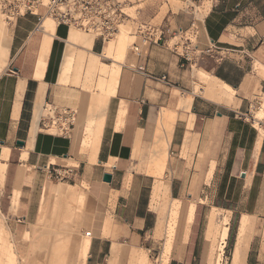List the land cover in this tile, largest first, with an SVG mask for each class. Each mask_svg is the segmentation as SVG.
I'll return each mask as SVG.
<instances>
[{"label":"crops","instance_id":"crops-1","mask_svg":"<svg viewBox=\"0 0 264 264\" xmlns=\"http://www.w3.org/2000/svg\"><path fill=\"white\" fill-rule=\"evenodd\" d=\"M197 15L196 11L173 12L165 27L154 29L156 33L150 38L146 55L138 62L145 71L136 66L124 67L129 62L127 52L121 62L108 54L109 46L106 45L98 56L112 63L99 62L92 52L101 49L98 39L73 28L68 30L53 21L54 32L49 34L36 31L39 18L33 15L18 19L13 34L2 29L0 24L1 214L13 219L28 218V215L14 214L15 193H19V205L25 206L19 211H34L42 197L39 190L43 185V172L63 166L64 162L76 161L72 151L77 153L80 148V160L73 169L75 175L91 184L95 183L93 176L100 174L105 183L104 175H112V182L106 183L109 187L100 185V188L116 196L111 209L116 223H127L136 230L132 232L136 236L146 231L150 227L148 223H155L146 197V178L151 176L146 173V165L164 114L162 109H168V114L174 117L170 147L177 148L180 153L185 148L220 149L211 166V174L215 176L219 172L224 180L240 176L250 185L247 199L250 201L254 178L264 173V139L259 144L261 133L245 119L264 95V0H210L205 15L200 20ZM48 20L42 24L46 25ZM177 33L182 37L174 46L175 50L188 47V53L192 54L189 63L181 54L171 51L166 41L162 42L163 37ZM187 34L191 38H187ZM195 65L198 71L193 72L194 78H201L203 85L195 83L193 86L189 68ZM148 74L166 75V85L172 84L190 94L175 96L168 105L166 91L158 92L160 111L156 116L152 102L156 80L147 78ZM70 83L82 90L77 112L80 130L73 139L47 132L40 119L47 102H70ZM84 131L92 135L88 150L80 141ZM150 140L153 145L147 150L146 143ZM162 177H155L151 192V202L155 206L161 204L160 208L170 201L171 193L168 183L166 195L157 194L159 185L167 183ZM125 181L130 182L129 185ZM50 196L63 198L67 196L66 189L45 187L43 204ZM70 196L80 199L74 192ZM15 200H18L17 195ZM89 201L91 208L96 207L95 198L90 197ZM227 210L234 211V208ZM242 211L248 212V209ZM213 224L209 223V228ZM248 225L241 223V233L247 231ZM0 226V254L11 245L14 253L10 249L7 256L10 254L13 261L20 264H79L86 242L90 247L85 264H98L104 253L102 246H93L97 232L89 230L83 238L77 237L79 224L56 230L39 226L36 237L27 245L28 256L32 257L29 260L23 248L21 251L10 241L11 232L1 217ZM227 229V224L223 223L224 235ZM209 243L206 240L204 244L203 258ZM62 247L65 249L60 253ZM108 264H149V261L132 242L124 248L114 245Z\"/></svg>","mask_w":264,"mask_h":264},{"label":"rangeland","instance_id":"rangeland-1","mask_svg":"<svg viewBox=\"0 0 264 264\" xmlns=\"http://www.w3.org/2000/svg\"><path fill=\"white\" fill-rule=\"evenodd\" d=\"M115 1L120 3L124 12L122 23L115 35L108 40L103 41L102 38H96L99 40L101 49L98 52L92 51L95 54L93 56H97L96 58H98L99 62L110 65L112 63L111 60L98 55L102 54L105 45L110 46L115 42V40L111 42L109 40L117 36L122 29L121 33L125 31L129 34L127 44L129 62L124 67L136 66L137 68L139 66L138 62L142 58L136 56L133 48L134 45H142L140 33L142 32L141 29H145L143 28L145 25L146 30L147 27H165L171 13L178 11H196L198 13L197 19L200 20L210 6V0H201L202 3L200 0ZM43 2L46 5L48 0H43ZM39 15L44 18L49 14L46 13V8L41 7ZM49 22L53 24L51 19L47 21L48 25ZM0 24L2 29L5 31L9 30L13 34L14 27L6 23L1 13ZM81 34L86 35L85 33ZM181 37L182 35L177 33V35L163 37L162 42L166 41L171 51L184 54L186 51L182 47L177 50L174 47L180 42ZM186 37L191 38L190 34H187ZM192 40L194 39L192 38ZM147 48L143 47L144 56ZM189 56L192 58L191 53ZM189 69L193 86H195V83L199 85L202 83L203 85L204 82L199 80L201 78H194L195 76L193 75L194 71H198V67L195 65ZM171 85L155 81V94L153 93L152 100L155 105L153 107L155 114H151L157 116L160 111L158 107V92L166 91L168 105L171 100L173 102L175 96L183 97L190 94ZM164 86L167 88H164ZM68 88L71 92L70 102L64 104L47 102V104H52L59 110L67 109L78 112L82 90L80 86L74 83H70ZM195 91L198 92L197 87ZM162 110L165 114L169 112L168 109ZM76 118L75 127L69 134L72 139L73 135L80 130L78 128L77 113ZM245 119L254 125L256 129L261 128L264 131L258 124L261 119H264V95L256 101L251 113L245 116ZM42 123V128L47 132L62 135L61 132L45 129ZM163 133L164 140L162 139V144L166 145L169 142L170 163L162 177V181L167 183L159 185L156 191L157 194L163 192V196H165L166 192H168V183H170V201L165 206H161L162 208H160L161 204L155 206L151 202L152 187L156 178L147 175L146 197L149 209L155 218V223H148L150 227L146 231L138 232L139 235L136 236L132 233L136 230L128 227L127 223H116L111 213V209L115 206L116 196L112 195L111 192L110 194L106 193L104 188H100V185L106 188L109 187L108 184L102 182L100 174L93 176V178L96 177L93 179L95 180L94 184L79 180L78 176L75 175L76 172L74 173L73 171V169L77 168L76 162L80 160L81 156L79 153L82 149L78 148L77 153L72 151V157L76 161L64 162L63 166L54 167L55 169H60L62 173L69 169L71 172L66 174L67 179L60 180L54 176L49 178L50 172L53 173V167L43 172V177L41 178L43 179L41 182L43 185L39 190L42 197L40 205L38 207L34 206V211L31 213L27 212L28 210L19 211L25 206L19 205V193H15L13 206L16 212L14 214L28 215V218L18 217L13 219L0 213V217L11 232L10 241L12 244H15L21 251L23 248L27 254L26 257L30 260L32 257L28 256L30 250L27 245L36 237V230L39 226H43L48 230H56L62 226L72 227L79 224V231L76 234L78 238H83L85 232L89 230L98 233V236L92 240L93 246H102L104 250L98 264H108V258L114 245L124 248L128 247L132 242L136 244L138 252L146 256L149 264H163L166 258L167 264H264V173H259L255 176L252 195L248 202L250 185L241 179L240 176L233 180H224L219 172H216L215 176H213V173L211 174V166H213V161L216 160V153L220 149L197 151V149L185 148L180 153L177 148L170 147L171 133L165 131ZM80 141H82L83 148L88 150L92 145L91 133L84 131ZM151 145H153L152 140L146 143V149L148 150ZM208 159L212 160V162H205ZM262 161L264 162V157ZM129 183L125 181L126 185H129ZM2 186L3 183L0 182V187ZM48 186L64 187L67 196L63 198L50 196L43 204L44 189ZM71 192L78 194L80 199L77 200L76 196L72 198L70 196ZM16 195L18 196L17 201L15 200ZM90 197L95 198L96 207H90ZM176 208H178V214L175 216L174 211ZM227 208H234V211H228ZM244 208H247L248 212L242 211ZM211 219H213L214 224L213 227L209 228ZM223 223L227 224L226 235L221 231ZM241 223L249 224L246 232L242 230L244 233H241ZM244 228L245 225H243ZM169 240L172 242L171 250L167 257L164 258V248ZM182 240L181 244L178 243ZM206 240H209L210 243L207 255L203 258ZM10 249L14 253V249L10 245V248L5 247L2 254H0V264H3V262L4 264H20L18 261L14 262L10 254L7 256V252L9 253ZM63 250L62 248L61 251ZM96 250L97 247L95 252ZM236 251L237 258H235ZM246 253L247 259L245 260ZM90 254L91 252L88 259ZM21 264H24V262H21Z\"/></svg>","mask_w":264,"mask_h":264},{"label":"built area","instance_id":"built-area-1","mask_svg":"<svg viewBox=\"0 0 264 264\" xmlns=\"http://www.w3.org/2000/svg\"><path fill=\"white\" fill-rule=\"evenodd\" d=\"M41 7L46 8V13L55 17L58 21V25H64L69 30L71 26H76L84 31H94L103 41L111 38L118 31L123 19V9L120 3L115 0H48V3L44 5L43 0H0V13L4 17L8 25L16 24L18 19L33 15L39 17V24L42 18L39 15ZM39 26V25H38ZM141 29V46L134 45V53L137 57H144L143 47H149L151 43V37L154 32L153 27H147L146 25ZM188 48V47H187ZM186 48V53L181 54L186 62H190L189 51ZM140 71H145V68L139 66L137 68ZM147 78L168 82L166 75L157 76L148 74ZM50 107H45L46 116L42 119V125L45 129H50L53 125H56L61 131L62 136L69 137L73 127H75L76 112L72 110H59L52 104H47ZM264 129V119L258 122ZM69 169H66L63 173L60 169H53V173L50 172L49 178L54 176L56 179L64 180L68 177L66 174L70 173Z\"/></svg>","mask_w":264,"mask_h":264},{"label":"bare ground","instance_id":"bare-ground-1","mask_svg":"<svg viewBox=\"0 0 264 264\" xmlns=\"http://www.w3.org/2000/svg\"><path fill=\"white\" fill-rule=\"evenodd\" d=\"M46 19H51L55 24H58V21L55 19L54 16L52 15H46L44 18H42L39 26L37 27V30L36 31H44L46 33H53L54 32V25L51 24L49 22V25L46 24V26L44 25L43 26V21L46 20ZM13 27L15 26V24L12 25ZM10 26V27H12ZM8 27V26H7ZM70 28H73V29H76L82 33H85V34H89V35H92L94 36L95 38H98L99 35L94 32V31H84L82 29H79L77 28L76 26H71ZM70 30V29H69ZM122 29L120 30V32H118L117 36H115L113 39L109 40V42L115 40V42H113L112 45L109 46V51H108V54L111 56H114V59L115 60H118V61H124L125 57H126V52H127V44H128V32H123L121 33ZM74 32V31H73ZM72 33V32H71ZM76 35V34H75ZM77 36V35H76ZM75 36V37H76ZM78 37V36H77ZM108 43V42H107ZM94 57V56H93ZM91 57V58H93ZM90 60V59H89ZM96 60V58H95ZM92 61V60H91ZM93 62V61H92ZM89 63V62H88ZM93 64V63H92ZM97 64V63H96ZM90 65V64H89ZM90 70V69H89ZM94 71V70H92ZM90 73V72H89ZM47 107H50L49 105L46 104ZM45 106V107H46ZM45 107H43L42 109V112H41V116H40V119H42L43 117L46 116L45 114ZM77 113V112H76ZM260 116V115H259ZM77 122V118L75 120V123ZM174 122V117L169 115V114H162V117H161V120L160 122L158 123V131H157V135H156V140H155V144L152 148V154H151V158L147 164V169H146V172L151 175V176H154V177H157V178H161L168 166V159H169V152H168V142L166 145H163L162 144V139L164 138V131L165 132H168L170 133L171 130H172V126L171 124ZM260 125V124H259ZM261 127V125H260ZM53 130V131H58L60 132L61 130L56 126V125H53L49 130ZM259 133H261L260 135V139H259V144H261V140L262 138L264 139V131L259 128L257 129ZM164 140V139H163ZM168 190V188H167ZM176 203V202H175ZM179 203V202H178ZM178 214V208L175 209L174 211V215L176 216ZM211 223H213V219H211ZM212 226V225H211ZM0 231H1V226H0ZM89 236H90V233H87ZM171 240H169L166 245H165V248H164V255L166 258L168 253L170 252L171 250ZM61 247V246H60ZM89 242H86L83 244V248H82V256H81V259H80V263L79 264H85V260H86V256H87V253L89 251ZM63 248V247H62ZM61 248V249H62ZM60 249V250H61ZM65 249V247L63 248ZM62 252V251H61ZM60 252V253H61ZM59 254V253H58ZM163 264H167V258L165 259V261L163 262Z\"/></svg>","mask_w":264,"mask_h":264},{"label":"water","instance_id":"water-1","mask_svg":"<svg viewBox=\"0 0 264 264\" xmlns=\"http://www.w3.org/2000/svg\"><path fill=\"white\" fill-rule=\"evenodd\" d=\"M19 144L21 145V144H23V143H22V142H19ZM242 177H243V178L245 177V174H244V173L242 174ZM103 181H104L105 183H111V182H112V175H110V174H105L104 177H103Z\"/></svg>","mask_w":264,"mask_h":264}]
</instances>
